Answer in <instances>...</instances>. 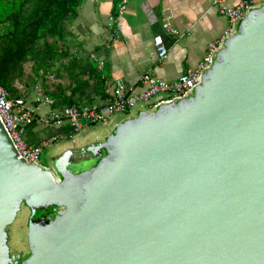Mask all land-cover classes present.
Listing matches in <instances>:
<instances>
[{
  "label": "water",
  "instance_id": "obj_1",
  "mask_svg": "<svg viewBox=\"0 0 264 264\" xmlns=\"http://www.w3.org/2000/svg\"><path fill=\"white\" fill-rule=\"evenodd\" d=\"M26 215V250L11 249ZM0 264H264V0L187 93L28 163L0 120Z\"/></svg>",
  "mask_w": 264,
  "mask_h": 264
},
{
  "label": "crops",
  "instance_id": "obj_2",
  "mask_svg": "<svg viewBox=\"0 0 264 264\" xmlns=\"http://www.w3.org/2000/svg\"><path fill=\"white\" fill-rule=\"evenodd\" d=\"M118 2L81 3L75 16L68 20V41L64 44L68 57L59 62L68 66L74 63L75 72L66 69L59 76H48L49 90L62 91L80 103H105L111 99L117 79L133 89L138 88L139 78L146 72L175 79L194 66L204 54L207 42L221 36L228 26L214 0H127L123 13L108 24V16ZM157 35L167 50L163 58L157 55L153 43ZM98 60L103 61L101 68L97 66ZM76 77L81 79L75 80ZM35 87L38 89L32 101L26 98L36 114L34 121L25 127V139L31 144L52 135L72 139L75 133L68 134L67 127L42 120L50 108L43 99L48 88Z\"/></svg>",
  "mask_w": 264,
  "mask_h": 264
},
{
  "label": "built area",
  "instance_id": "obj_3",
  "mask_svg": "<svg viewBox=\"0 0 264 264\" xmlns=\"http://www.w3.org/2000/svg\"><path fill=\"white\" fill-rule=\"evenodd\" d=\"M214 2L219 14L227 19L228 26L221 36L207 42L202 57L194 66L188 67L178 77L167 80L146 72L140 76L137 89L128 87L123 81L117 79L111 89V99L105 103L93 102L79 106L54 107V100L44 97V101L50 105V108L42 120L59 127H67V132L71 134L78 133L90 125L109 121L116 114L127 115L137 107L153 105L187 93L199 83L202 71L210 64L223 39L232 33L235 22L243 17L248 8L256 4V0H234L233 2L214 0ZM126 3L127 0H119L113 12L108 16V24L115 22L123 13ZM153 43L157 55L163 58L167 50L162 44L161 37L154 36ZM97 66L101 68L103 61L98 60ZM35 112V107L27 104L24 97L11 96L10 92L0 84V120L17 150L18 157L28 163H39L44 149L59 137V135H52L35 144H31L25 139V127L34 121Z\"/></svg>",
  "mask_w": 264,
  "mask_h": 264
},
{
  "label": "trees",
  "instance_id": "obj_4",
  "mask_svg": "<svg viewBox=\"0 0 264 264\" xmlns=\"http://www.w3.org/2000/svg\"><path fill=\"white\" fill-rule=\"evenodd\" d=\"M83 1L0 0V84L11 96L24 97V87L38 82L48 88V76H59L61 70L75 72L74 63L59 62L68 57V20ZM45 95L54 100V107L90 103L49 88Z\"/></svg>",
  "mask_w": 264,
  "mask_h": 264
},
{
  "label": "rangeland",
  "instance_id": "obj_5",
  "mask_svg": "<svg viewBox=\"0 0 264 264\" xmlns=\"http://www.w3.org/2000/svg\"><path fill=\"white\" fill-rule=\"evenodd\" d=\"M261 1L262 0H256V3H259ZM67 41H68V38H67ZM48 81H50V78L48 79ZM36 85L41 86V84L38 82V83H35L34 85L24 87L25 88V91H24L25 99L27 98L28 100L32 101L33 97L36 94V90L38 89V87L37 88L35 87ZM124 117H126V115H124L123 113H119V114L114 115L109 121L99 122V123L90 125L88 128H86L88 130L84 129L78 133H75L72 139L71 138L64 139L63 137H61L59 139L52 141L49 144V146H47L44 149L43 153L41 154L39 163L49 168L52 167V158L57 153H59L61 149L65 148L68 144L71 145L73 144V141L78 142L80 140L91 141L95 138L97 134H100V136H104L106 135L107 130L111 129V126L114 121L116 120L118 121ZM26 223H27L26 215L24 214L16 218V220L11 225L12 226V237L10 240L11 249L16 248L17 250H20V251L26 250V245H25L26 243V237H25Z\"/></svg>",
  "mask_w": 264,
  "mask_h": 264
},
{
  "label": "flooded vegetation",
  "instance_id": "obj_6",
  "mask_svg": "<svg viewBox=\"0 0 264 264\" xmlns=\"http://www.w3.org/2000/svg\"><path fill=\"white\" fill-rule=\"evenodd\" d=\"M25 245H26V243H25Z\"/></svg>",
  "mask_w": 264,
  "mask_h": 264
}]
</instances>
